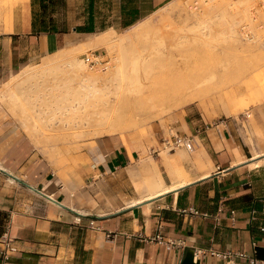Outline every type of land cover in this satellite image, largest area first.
I'll use <instances>...</instances> for the list:
<instances>
[{"label":"crops","instance_id":"0c3cea01","mask_svg":"<svg viewBox=\"0 0 264 264\" xmlns=\"http://www.w3.org/2000/svg\"><path fill=\"white\" fill-rule=\"evenodd\" d=\"M166 1L44 0L41 15L39 0H28L0 31V79L99 29L131 27ZM41 18L56 28L41 30ZM184 132L189 157L152 150L156 179L136 199L130 177L119 178L139 161L124 137L98 139L65 180L14 125L0 123V237L11 239L6 249L0 242V264H178L189 248L201 264H264V152L248 156L228 121L192 115ZM157 233L181 246L150 240Z\"/></svg>","mask_w":264,"mask_h":264},{"label":"rangeland","instance_id":"374dc122","mask_svg":"<svg viewBox=\"0 0 264 264\" xmlns=\"http://www.w3.org/2000/svg\"><path fill=\"white\" fill-rule=\"evenodd\" d=\"M6 1L0 0V31L10 14ZM168 52L181 53L171 67L193 61L181 79L192 81L193 100L147 94ZM87 54L97 62L87 64ZM192 115L231 122L248 156L264 152V0H167L131 27L99 29L0 79V123L14 125L65 180L98 139L124 137L139 161L119 178L130 177L136 199L156 179V152L168 155L164 140L185 135ZM174 149L181 157L191 153Z\"/></svg>","mask_w":264,"mask_h":264},{"label":"bare ground","instance_id":"6f19581e","mask_svg":"<svg viewBox=\"0 0 264 264\" xmlns=\"http://www.w3.org/2000/svg\"><path fill=\"white\" fill-rule=\"evenodd\" d=\"M7 3H9V11L10 13L16 8V7H20L23 6L24 7V2L25 0H8L6 1ZM5 2V3H6ZM164 21L159 22L158 26L161 29L160 31L162 32V30H166L164 23ZM155 23V22H154ZM153 23V24H154ZM149 25V24H148ZM167 25V23H166ZM169 26V25H168ZM150 28V27H149ZM133 29V28H132ZM151 29V28H150ZM131 31V30H130ZM157 31V30H156ZM167 32V31H166ZM160 33V32H159ZM136 34L135 30H132L130 32V34H128V38H132L134 35ZM160 35H162V33H160ZM135 38V37H134ZM181 53L177 52V53H170L168 52V54L165 56L164 59H159V61H162L163 63L166 64V67H163L165 69H162L160 72V75L157 76L156 78H153V80L149 82H147V94L149 95H164V98H168L170 96H176L177 99L179 97L182 98L181 101H190L193 100L197 94L195 95V93L190 92V87L193 85L192 81L187 82V83H183L181 82V79L183 76L182 73L185 74V72L187 71L188 67L190 65L193 64V61H184L183 60V64H181V66H175V67H171L169 66L171 63H173L174 61L179 62V60L181 59L180 57ZM183 59V58H182ZM79 63V62H78ZM180 63V62H179ZM80 69V68H79ZM84 74V73H83ZM82 75V74H80ZM85 76V74L83 75V77ZM56 78V77H55ZM93 79V78H92ZM84 80V79H82ZM191 80V78H190ZM81 83V82H80ZM76 84V83H75ZM78 84V83H77ZM83 84V83H82ZM186 84H188V86H186ZM85 85V84H84ZM89 85V84H88ZM83 86V85H81ZM80 86V87H81ZM90 86V85H89ZM85 87V86H84ZM167 87L170 89H167ZM177 87V89H176ZM182 87H186V88H182ZM88 89V88H87ZM176 89V91H174ZM85 90V89H84ZM79 91V90H78ZM91 91V90H89ZM171 91H174L172 94ZM188 91V92H187ZM41 92V91H40ZM85 92V91H84ZM88 92V91H87ZM166 94V95H165ZM80 97V96H79ZM180 100V99H179ZM80 101V100H79ZM71 103V102H70ZM80 103L82 102H77L75 105L76 107H81ZM158 188V187H157ZM156 192V191H155Z\"/></svg>","mask_w":264,"mask_h":264},{"label":"built area","instance_id":"2783aa9c","mask_svg":"<svg viewBox=\"0 0 264 264\" xmlns=\"http://www.w3.org/2000/svg\"><path fill=\"white\" fill-rule=\"evenodd\" d=\"M84 60L87 64H95L97 62V56L94 54H87L84 57ZM164 144L169 149H174L176 147H182L188 152L192 151L193 149V141L191 137L187 135H175L172 138L165 139ZM191 214H198V211L196 209H189L188 211ZM205 215V213H203ZM93 221L90 223L92 224ZM150 240L155 241L157 244L163 245L166 247V249H171L176 246H181L180 241H174L172 239H164L159 233L155 234ZM0 242L4 244V248H8L10 246L11 239L8 235H1ZM206 254H209L211 256H214L216 258H231L232 254L228 251H215V250H208V251H201V255L204 256ZM241 253H239L240 255Z\"/></svg>","mask_w":264,"mask_h":264},{"label":"water","instance_id":"95a60500","mask_svg":"<svg viewBox=\"0 0 264 264\" xmlns=\"http://www.w3.org/2000/svg\"><path fill=\"white\" fill-rule=\"evenodd\" d=\"M9 176H11L12 178L18 180L19 182L23 183L24 185L30 187L31 189L35 190L36 192H38L39 194L44 195L45 197H47V195L43 194L41 191L31 187L30 185H28L26 182L18 179L17 177L11 175L10 173H7ZM61 206L65 207L64 205L60 204ZM178 264H201L200 260L198 258L195 257V253L194 250L189 248L185 251L182 259L180 260V262Z\"/></svg>","mask_w":264,"mask_h":264},{"label":"trees","instance_id":"16d2710c","mask_svg":"<svg viewBox=\"0 0 264 264\" xmlns=\"http://www.w3.org/2000/svg\"><path fill=\"white\" fill-rule=\"evenodd\" d=\"M39 6L42 10L41 15H44V11L46 9V4L44 3V0H39ZM38 25L41 28V30H53L56 28L51 22L50 23L45 22L43 18H41L38 21ZM89 31H91V30H89Z\"/></svg>","mask_w":264,"mask_h":264}]
</instances>
